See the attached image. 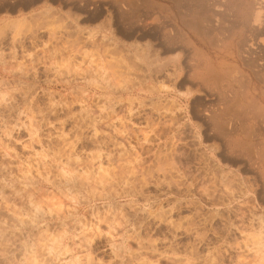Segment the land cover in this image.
I'll return each instance as SVG.
<instances>
[{"label": "rangeland", "instance_id": "1", "mask_svg": "<svg viewBox=\"0 0 264 264\" xmlns=\"http://www.w3.org/2000/svg\"><path fill=\"white\" fill-rule=\"evenodd\" d=\"M228 1L0 0V264H264V1Z\"/></svg>", "mask_w": 264, "mask_h": 264}, {"label": "bare ground", "instance_id": "2", "mask_svg": "<svg viewBox=\"0 0 264 264\" xmlns=\"http://www.w3.org/2000/svg\"><path fill=\"white\" fill-rule=\"evenodd\" d=\"M236 1H237V0H236ZM236 1H235V3H233V4H230V3L232 2V0H231L230 2L228 1V2H229V3H228L229 5H227V6H229V7H230V5H234V7H235V5L237 6V5H238V2H236ZM242 1H243V0H242ZM262 1H264V0H262ZM219 2H220V1H219ZM225 2H226V1H225ZM233 2H234V1H233ZM244 2H246V1H244ZM244 2H243V3H244ZM252 2H253V1H252ZM236 3H237V4H236ZM250 3H251V2H250ZM247 4H248V3H247ZM221 5H222V4H221ZM242 5H243V4H242ZM242 5H241V6H242ZM248 5H249V4H248ZM227 6H226V7H227ZM238 6H239V5H238ZM241 6H240V7H241ZM243 6H244V5H243ZM222 7H223V6H222ZM226 7H225V8H226ZM232 7H233V6H232ZM230 8H231V7H230ZM230 8H228V12H229V9H230ZM242 8L244 9V7H242ZM242 8H241V9H242ZM246 8H248V7H246ZM249 9H250V7H249ZM233 10H234V9H233ZM233 10H232V11H233ZM236 10H239L238 7L236 8ZM222 11H225V9L222 10ZM226 11H227V10H226ZM226 11H225V12H226ZM230 11H231V10H230ZM237 12H238V11H237ZM249 12H250V11H249ZM231 13H233V12H231ZM235 13H236V12H235ZM235 13H233V14H235ZM240 13H241V10H240ZM240 13H238V14H240ZM244 13H247V14H248V12H244ZM247 14H245V15H247ZM230 15H231V14H230ZM236 15H237V14H236ZM245 15H244V17H245ZM248 15H249V14H248ZM248 15H247L246 17H249ZM259 17H261V16H260V13L255 14L254 21H257ZM209 18H210V17H209ZM235 18H236V16H235ZM249 18H250V17H249ZM205 19H206V17H205ZM233 19H234V18H233ZM207 20L209 21L208 18H207ZM242 20H243V22H244L245 19H242ZM246 20H247V19H246ZM246 20H245V21H246ZM181 21H182V20H181ZM208 21H207V22H208ZM234 21H235V19H234ZM207 22H206V23H207ZM246 22L248 23V21H246ZM257 22H258V21H257ZM210 23H212V22H210ZM185 24H186V23H185ZM238 25H239V24H238ZM184 26H185V25H184ZM187 26H188V25H187ZM206 26H207V25H206ZM185 27H186V26H185ZM188 28H189V27H188ZM206 28H207V27H206ZM190 29H191V28H190ZM255 29H256V28H255ZM160 34H161V32H160ZM179 34H180V33H179ZM160 37H161V36H160ZM208 37H209V36H208ZM168 38H170V37H168ZM163 39H164V37H163ZM170 39H171V38H170ZM209 39H211V38H209ZM168 41H170V40H168ZM212 41H213V40H212ZM227 84H228V83H227Z\"/></svg>", "mask_w": 264, "mask_h": 264}]
</instances>
